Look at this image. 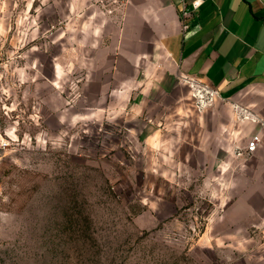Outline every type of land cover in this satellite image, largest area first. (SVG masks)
<instances>
[{
	"label": "rangeland",
	"instance_id": "1",
	"mask_svg": "<svg viewBox=\"0 0 264 264\" xmlns=\"http://www.w3.org/2000/svg\"><path fill=\"white\" fill-rule=\"evenodd\" d=\"M127 2L0 0V264H264V86L165 69Z\"/></svg>",
	"mask_w": 264,
	"mask_h": 264
},
{
	"label": "crops",
	"instance_id": "2",
	"mask_svg": "<svg viewBox=\"0 0 264 264\" xmlns=\"http://www.w3.org/2000/svg\"><path fill=\"white\" fill-rule=\"evenodd\" d=\"M126 7L119 40L157 46L165 69L222 92L264 86V0H129ZM185 7L191 10L187 28ZM117 48L104 49L120 57ZM151 55L155 59V50Z\"/></svg>",
	"mask_w": 264,
	"mask_h": 264
},
{
	"label": "built area",
	"instance_id": "3",
	"mask_svg": "<svg viewBox=\"0 0 264 264\" xmlns=\"http://www.w3.org/2000/svg\"><path fill=\"white\" fill-rule=\"evenodd\" d=\"M200 1H195L193 3V8H197L200 5ZM191 15V10L187 7L183 9L182 16L184 18V28L188 27V22L186 21L187 18ZM196 83H200V81H195ZM204 83V82H203ZM206 86H208L206 83H204ZM261 138L259 135H254L251 137V139L247 142L246 147H245V152L247 154H253L257 149L260 144Z\"/></svg>",
	"mask_w": 264,
	"mask_h": 264
}]
</instances>
